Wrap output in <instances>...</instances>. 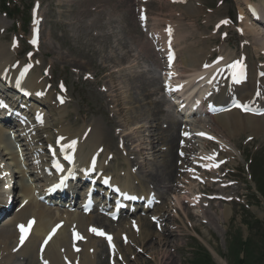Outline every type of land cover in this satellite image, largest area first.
<instances>
[{"label":"rangeland","instance_id":"obj_1","mask_svg":"<svg viewBox=\"0 0 264 264\" xmlns=\"http://www.w3.org/2000/svg\"><path fill=\"white\" fill-rule=\"evenodd\" d=\"M14 1V4H10L12 18L0 12V45H4L10 50L8 58L18 61L25 60L24 63L31 60L35 64L34 72H38V81L40 83L45 81V93L48 91L53 93L51 100L45 96V93L38 94L39 98L44 100L43 103L30 101L28 103L30 112L26 113L29 120L33 122V111L40 104L46 114L47 123L41 124L40 128L32 132L34 136L32 143L36 145L35 148H38L37 145H46L43 147L44 149L34 151V155L38 156L39 160L45 158L40 164L49 165L47 161L48 149L46 148L49 141L56 142L57 130L62 126V128L65 126L77 129L84 125L93 126L95 122H100V126L107 133V140L110 141L108 142L109 147L98 148L99 153H104L106 150L105 155L111 151L103 162L109 172L108 179H118L121 183L128 182L130 190L142 191L145 188L149 191L151 189V196L155 192L162 193L151 210L142 211L138 208L130 215V217L139 215L147 217L146 221L152 226L150 236L146 238H149V243L145 241L146 239L143 241L142 238L141 242L134 241V246L127 252L123 251V256L120 257L124 263H120L117 259V264H197L196 260L200 257L197 248L206 249L215 264H264V199L258 193L253 177L254 174H257L260 179H264V132L255 134L251 130L239 131L234 124L235 127L231 128L234 133L230 134L229 125L226 126V129L217 126L216 121L211 120L213 115L202 107H197L195 110L184 107L179 111L177 103L180 98L177 93L164 96L162 85L163 72L166 71L163 50L167 38L174 40L177 49V63L173 62L174 64L172 63L170 66L177 64L175 66L178 70L186 69L185 66L180 65L182 55L191 49H199L203 45L206 47L203 52L206 51L209 56L207 57L208 61L216 56L229 57L226 64L232 58V60L235 57L236 59L240 58L242 48L248 50L244 59L248 58L249 66H251L248 67L251 71L249 81H254L253 77L256 76L254 65L264 68V55H261L264 48L260 50L261 47H258L260 43L256 45V38L245 33L255 41L252 42L253 48L247 47L245 44L250 38L247 39L238 29L240 28V17L236 13L239 15L242 11L243 20L253 23L245 12V0H185L183 3L166 0ZM251 1H256L254 4H258L264 11L262 6L264 0ZM185 3L194 7L197 13L190 11L188 13ZM34 5L38 6L35 19L32 18ZM15 7L19 10H15ZM229 16L228 25H239L236 26V31L232 27L228 28L227 25L229 38L224 37V39L219 36V33L216 35L215 27L220 19ZM36 20H38L41 29V41L34 48L30 46L28 39L32 25ZM167 24L173 27L170 28ZM226 29L225 31H227ZM260 30L264 33V29ZM171 32L173 35L169 37ZM177 35L178 39H176ZM263 39L262 41H264ZM202 58L200 60L204 61L205 57ZM194 70L196 69L194 68ZM202 70L200 69V71ZM188 74H192L191 80L199 79V76L193 78L196 72ZM200 78L199 81L208 80L206 74H201ZM215 78L217 77L215 76ZM211 81L216 83V81ZM143 83L146 85L144 86ZM204 88L205 85L199 88L198 92H202ZM208 90L204 94V103L205 101L213 102L212 94ZM250 90H247L248 92L243 96L240 94L234 96V99L250 98L252 93ZM141 92L144 96L141 95ZM9 93L14 95L11 90ZM58 94L66 98V103L59 107L55 104V95ZM134 99L139 100V103ZM151 102L154 105L158 103L162 107L161 117L164 118L160 122H154L151 116V109L154 106L150 105ZM67 112L72 113L74 119L68 120L63 117ZM166 112L169 115H175V120L181 122L174 125L179 132V140L176 143L178 146L175 149L179 158L174 153L175 147L173 153L176 173L178 167V182L182 188L170 191L162 188L158 191L152 190L149 184L143 187L142 183L141 187L140 181L144 179L142 172L149 171L154 168L157 162L162 161L163 142L159 140L163 139L164 132L159 128H166L168 124ZM145 114H150L152 120ZM149 120L154 123H150ZM175 120H173V124ZM57 122L59 124H56ZM88 127L83 131L77 129V134L83 135L82 132ZM4 129L6 130L5 136L8 137L7 130L9 128L5 127ZM184 129L191 132L189 138H183L181 131ZM150 139L155 140L153 145L157 146V149L150 151ZM79 140L83 143L82 136ZM10 142L12 143V141ZM2 146L4 145L1 144ZM12 146V151H15L16 145ZM17 146L22 149L20 143ZM182 146L184 149L185 147L188 149L186 151L188 155L183 158L179 155V152H183ZM168 150L169 146L166 145L164 154ZM157 153L160 155L157 156ZM10 157L9 155L3 157L4 161L10 169H15L14 161L6 159ZM178 159H180L181 167L178 166ZM207 159H211L209 165H207ZM129 162L132 164L129 165ZM204 165L207 166L205 170L201 168ZM33 166L34 164L21 166L22 169H25V177L21 173V178H14L15 182L20 183V180H23L27 184H35L28 172ZM130 169L133 174L129 176ZM149 173L152 174V171ZM187 176H192L189 183H182L181 179ZM176 177H171V179ZM41 180H43L41 183H44L46 179L42 178ZM103 181L105 182V178ZM8 184L7 180L6 185ZM225 184L229 185L228 189H221ZM84 187V185H80L77 191L79 192ZM217 189L223 191L221 194L227 200L210 199L217 194ZM14 193L17 194L18 190ZM174 193L180 196V200H175ZM20 195L19 199L9 200L3 213L0 214V221L9 214L13 206L21 202L25 194L20 190ZM79 199L80 197H76L77 202ZM194 199H197L198 202ZM112 201L110 199L104 208L106 212L111 208ZM66 202L68 201L65 200L64 204ZM99 203L104 204L103 198L99 200ZM225 209H228L230 214L220 216L219 212ZM204 212L210 215L209 220L204 216ZM164 213L167 214L165 218L169 216L168 220L162 218ZM92 215L94 218L97 216L96 223L106 220L105 217H99L102 216L99 207L93 210ZM125 215L126 213L122 215V221L120 219V222H116V224L107 219L110 224L109 230L113 228L114 232L119 230L121 233L129 232V224H125L128 221L123 220ZM152 215L160 216V224L167 225L177 235L175 242L179 246L178 249L170 248L169 252L163 249L165 245L159 247L158 240L161 239L159 233L162 232L159 231L158 226L155 227L154 223H151ZM136 217H132V219L136 220ZM29 223L30 220L25 218L20 221L19 225L26 229L29 227ZM73 227L84 233L87 241L91 237L93 238V235L88 231L89 227L87 229L89 235H87V232L75 224L69 228V235ZM131 227L133 229L137 227L136 221H132ZM11 228L13 229V227ZM153 233L155 236H152ZM108 234L113 238V248L118 250L116 256H120L121 238H118L120 242L118 247L114 233L108 232ZM69 240L71 254L66 253L67 243H63L64 247L60 248L63 258L75 256L77 262L72 264H81L84 258L82 250L84 243L78 244L81 249L76 252L73 250L74 245L70 238ZM101 242L102 244L98 243L97 250L98 254L100 252L101 258H98L96 264H116V262L110 263L109 247H106L104 240ZM145 243L148 244L147 249L143 247ZM14 245L11 244L13 247ZM29 255L24 258H28ZM39 255V252L35 253L36 261H39ZM165 255L168 256H166L168 259L164 257ZM22 257L20 256L19 259ZM15 258L19 260L17 256ZM41 258L43 262L49 264L45 257ZM15 264L20 263L16 261ZM37 264L42 263L38 262Z\"/></svg>","mask_w":264,"mask_h":264},{"label":"bare ground","instance_id":"obj_2","mask_svg":"<svg viewBox=\"0 0 264 264\" xmlns=\"http://www.w3.org/2000/svg\"><path fill=\"white\" fill-rule=\"evenodd\" d=\"M250 1L245 0L246 7L248 5H250V3L252 4V2L253 3L256 2V1H251V2ZM237 2H239V1H237ZM185 4H187V3H185ZM262 6L264 7V5H262ZM253 7H254V9H256V8L259 9V12H258L259 14L264 13V11L261 10V8L259 7L258 4L255 3V6H253ZM186 10L188 11V13H190V12L195 13V14L197 13L196 9L194 7H192L191 5H188V4L186 5ZM244 15L247 17V15L245 13H244ZM250 21L253 22L254 24L253 23L251 24L250 22L249 23L246 22L245 20H243V17H240V19H239L240 26L242 24L244 25L243 26L244 28L241 26V28L243 30V32H242L243 36H245L247 39L250 38L249 41L245 45L249 48H253L252 42H255V41L252 40L249 35H246V34H250L253 38H256V45L258 43H260V44H258V45H260L258 47H261V48H259L261 50L262 48H264V41H262L264 33L260 29L261 28L264 29V24L259 22V21H253V20H250ZM227 25H228V23H222L221 30H225L227 28ZM208 29H209V27L207 25V30ZM168 36L171 37V35H168ZM210 37H213V36H210ZM221 38H224V37H221ZM225 38L227 39L229 37L226 36ZM246 38H245V40H246ZM176 39H178V35L176 36ZM181 39H182V37H181ZM171 42H172V38L171 39L169 38V40L167 41V45L170 44ZM205 49H206V47L203 45L199 49H195V50L191 49L189 52H186L182 55V61H181L180 65L185 66L186 67L185 70L176 69L177 67L175 66L176 65L175 64L174 66H170L169 71L163 72L164 73V79L166 80L167 83H169L170 87H173L175 85H178L180 87V90L177 92V95L179 97H181L180 102L181 101L187 102V106L189 109H193V108L198 106V103L201 100H203L204 94L206 93V91L208 90V88L210 86L207 83V81L204 84L203 81L199 82L198 81L199 79L198 80H196V79L191 80L192 74H188L190 72H196V75H193V78H195L196 76L205 73V71H201V73L197 72L198 70L200 71V69H202L203 65L206 63L208 53L206 54V51L203 52ZM239 50H240V48H239ZM8 52H10V50L7 49V47H5L4 45H0V72H2L7 67H9L7 73H8V76L9 75L12 77L14 76L13 83L11 84L10 82L7 81V79H5L4 82L6 85H10V86L12 85L16 89L17 86L15 85L14 81L17 78L18 72L14 71L12 68V65L14 64V62L16 60L14 58L13 59L8 58L7 57ZM247 52H248V50H244L242 48L241 58H242L243 64H242L241 71L243 73H246L245 78L242 81H239V82L236 81L235 77H232V74L238 68L234 69V68L230 67L235 62L228 63L227 66L225 67V74L227 75V77L221 80V83H220L219 89H218V93L213 94L211 96V99H213V102L215 104L216 103L221 104V102H226V103L230 104L231 103L230 99L232 97H234V95L240 94L241 96H243L246 94V92H248L247 90L251 89L250 91H252V93L250 95V100L247 102V101H245V99H243L242 102L243 103H250L251 101H254L256 103V105L264 106V76L261 75L262 71H264V70H262V68H260V66L255 64L254 66L256 68H254V69H255L256 76L253 77L254 81L250 82L248 80V78H250L249 75H250L251 71L249 72L248 70H246L247 64H245L246 60L244 59V56L247 55ZM261 55H264L263 51H261ZM203 56L205 57L204 61H201L200 58L203 59L202 58ZM228 58L229 57H225L223 59L224 61H222L217 66H215V68L213 70H215L216 68H219L220 66L221 67L225 66ZM235 59H236V57H235ZM174 62H177V60L175 59ZM253 63H254V61H253ZM251 65H253V64L251 63ZM20 68H19V70H20ZM194 68L196 70H194ZM179 72L182 74L179 75L180 74ZM236 73H239V71H236ZM38 77H39L38 72H30V73H28L25 81L20 85V87L24 86L25 88L26 87L29 88V90H27L26 95L24 94L25 97L32 95L28 91L36 92V91H40L43 89V87L45 85V83H44L45 81H42L40 83V81H38ZM143 85L145 86L146 84L143 83ZM203 85H206L207 87L204 88L202 92H198L199 88H201ZM143 90H145V89H143ZM25 91H26V89H25ZM17 92L20 93V90L19 91L17 90ZM167 92H169V90ZM196 92H198V93H196ZM146 93H147V91H146ZM52 94L53 93L51 91H48V93L45 94V96L51 100ZM142 94H143V92H141V95ZM143 96H144V94H143ZM164 96H165V94H164ZM148 97H149V95H148ZM148 97H146V98H148ZM32 99L36 100V97L34 95H32ZM37 99H39V98H37ZM0 100L5 103L4 107H0V110H1L0 113H2L0 115L1 116H8V114H10V117L7 119H4V121L6 122V124H8L9 122L15 123V121L17 119L14 115H12V113L15 109L14 106L6 101V97L2 92L0 93ZM118 100H116V101L118 102ZM135 101L139 103V100H135ZM56 104L59 106L58 102H56ZM140 104H139V106H140ZM166 104H168V103L166 102ZM150 105H154V103L151 102ZM204 105L205 106H203V108L205 107L206 109H209V110L212 109V106L209 105L208 103L206 104V101H205ZM7 106H9L10 108H7ZM179 106H180V104H179ZM199 107H202V105H200ZM140 108H141V106H140ZM42 111L44 112V110H42ZM35 112H37L35 117H37L38 114H41L40 110L38 111V109ZM162 112H163L162 107H160V105L158 103H156L152 107L151 116L153 117L154 122L155 121L160 122V120L162 118H164V117H161ZM60 113H61V115L63 114L62 111ZM166 114L168 116L166 118V122L168 123L166 128H162L160 125L156 124V126L158 125V127H161V128H159L160 131L164 132L163 139L159 140V141L163 142L162 152H161L162 153V155H161L162 161L157 162L155 164L154 168L149 170V171H152V174L151 173L148 174L149 171L142 172L144 179H142L140 181L141 187H142V183H143V187L144 186L146 187V184H149V186H150V188H152V190L156 189L158 191L161 190L162 188H166L167 191L168 190L170 191V190L175 189V188H176V190L179 188L180 189L182 188L178 182V180H179L178 167H177V173H176V169H175V155H176L175 149L178 146V144L176 145V143H178V140H179V136H178L179 132L174 127V125L181 123V122L175 120V118H176L175 115H172V114L169 115L167 112H166ZM145 115H147L152 120L150 114H145ZM63 117L67 118L68 120L74 119L72 113H70V112H67ZM211 117H212L211 120L216 121V123H217L216 125L217 126L219 125L222 129H226V126L229 125L230 134L234 133V131H232L231 128L235 127V125H236L235 128H237L239 131L251 130V131H254L255 134L264 132V115L258 117V116H254V115H250V114H244L239 109H233V110L222 112V113L217 112V114H215ZM43 119H44L43 120L44 123H42V125H45L46 124V116L44 117V115H43ZM151 120H149V122ZM173 120H175L174 124L172 123ZM35 121L38 122L37 119H35ZM154 122H150V123L153 124ZM56 124H59V122H57ZM100 124H101L100 122H95L93 124V126L92 125H84V126H81L78 128L76 127L77 129H80L81 131H83L86 127L89 126L84 132H82L83 135L77 134V129L71 128V127L69 128V127L64 126V128H62L63 127L62 126L59 130H57V138H61L62 143H64V144L71 143L72 144V142L75 141V146L70 147L68 149V151L72 152L74 155L75 165L70 167L67 170V174L69 175L68 177L65 176V173H66L65 168H63V171L58 173V174L55 173L54 170L51 169L55 174V180L54 181H50V180L48 181V178L46 177L47 171L44 174L43 168L47 167V166L37 165V162H35V164H34V159L36 158V156H33L35 149H42L43 147H45L44 145H42V146H40L42 148H35L32 146L33 144H31L32 140H33L32 130H36V128L40 127L41 124L33 123L32 124L34 127L33 129L26 130L27 127L25 126L24 128L20 129V132L14 134V137L18 138L19 141L23 142V144H21L22 149H24L25 145H28L24 149L25 151H22V150L12 151L13 146L10 143L9 138L5 136L6 130L4 129V127H2L0 125V191H1V189H4L3 184H4V182H6V174L7 173H12L11 176H15L16 178H21L20 175L22 173V175L25 177L26 172L24 169H22L21 164H24V165L34 164L33 169H29L28 172L32 176V179L35 181V185H34V184H26L23 180L22 181L20 180V183L17 182V185L13 186V190H15L16 188L17 189L19 188L18 193L15 195L13 200L20 198V196H21L20 190L22 192H24L25 195L23 197V200H21V202L15 206L14 212L2 220L3 222H2L1 227H0V264H15L16 261H17V263H20V264L21 263L22 264H37L39 261H36L37 255L35 257V253L39 252V250H38L39 245H40L41 241L44 240L45 238H46L45 240L47 241L46 246L40 255H41V257H45L47 259V261L49 262V264H67V261L70 259L73 261V263L77 262V259L75 256L63 258V254L60 250V248L64 247L63 243H65V244L67 243L66 244L67 245L66 253L68 255L71 254L69 238L72 241L73 232L74 231L80 232L79 230L75 229V227H73L72 232L69 235V228L73 224L77 225L79 228L81 227V229L85 232H87L88 227H91L93 225H95V226L99 225V226L108 228V232L114 233L115 242L118 245V247H119V243H120L118 238L120 237L122 240V248L119 247V249L121 251L120 253H122L121 256H123V251L127 252L131 249V247L134 246V241H136V242L140 241L141 242V238L144 241L148 236H150V230H151L152 226L149 222L146 221L147 217H145V216H142V217H140V215L138 217L132 216L134 218L136 217V219H137L136 220L137 227L133 229L131 227V224L133 221V219H130V218H132V217H130L131 214L125 212L126 215L123 218V220L128 221L127 223L125 222V224L126 225L129 224V226H128L129 232H124L126 234L121 233L120 230L114 232L113 228L109 230L110 224L107 221V217H105L106 220H104L103 222L96 223V220H95L96 217L94 218L91 213L89 215H86L85 213H83L82 207L84 205L85 196L78 203L76 211L71 212L69 210V208L67 209L64 206L63 207L60 206L61 196L55 197V196H52L51 192L47 193L48 192V190H47L48 186H49L50 191L53 190L54 183L56 181L59 182L64 177H65L64 183L66 185H70L71 177L74 176L75 173H79L81 167L85 168V172H86L88 169L91 168V165L88 164L89 160H91V158L94 159V158L100 157V155L96 153V150L98 149V147H101V146H103L105 148H106V146L109 147L108 142H110V141L107 140V135H106L107 133H105L103 127L100 126ZM169 126H170V128H169ZM25 130L27 132L30 131V133L23 136L24 133H27ZM70 130H73V131H70ZM17 131H18V129H17ZM124 131H126V130H124ZM185 131H187V129L182 130L181 131L182 134ZM64 136H66V138H64ZM81 136L83 137V143L80 142V140H79V138ZM109 136L113 140V137L110 134H109ZM153 136H155V135H153ZM153 139L149 140L150 151H151V149L152 150H154L155 148L157 149V146L153 145V143L155 141ZM164 140H165V145H164ZM1 144L4 146L1 147ZM102 144H104V145H102ZM166 145L169 146V150L164 154ZM173 148H174L175 155L173 153ZM181 149L186 154V151L188 149H186V147L184 149L183 146ZM105 152H106V150L103 153L104 158L102 160V164H104L103 163L104 159H107L108 154L111 153V151H108L107 155H105ZM7 155H9L11 157L6 158V159H10V161H14L15 169H9V167L7 168L5 166V161H3L4 160L3 157H5ZM152 155H153V153H152ZM158 155H160V153H157V156ZM30 157H32V158H30ZM113 157H114V155H113ZM177 158H179V157L177 156ZM30 159L32 160L31 161L32 163H30V161H29ZM53 159L54 158L50 159L51 164H53ZM114 159H115V157H114ZM178 160H179L178 166L181 167L180 159H178ZM91 161H93V160H91ZM131 164L132 163L129 162V165H131ZM215 164H216V162H215ZM207 165H209V164H207ZM35 169H38V171H36ZM153 170H155V171H153ZM132 174H133V172L130 169L128 175L130 176ZM175 176H177L175 179H171V177L174 178ZM44 177H46V180H45V181H47L46 184H44L45 181H44V183H41V182H43V180H41V179ZM191 178H192V176L184 177L183 179H181V182L182 183H189ZM11 179L12 178H10V181H11ZM112 181L114 183L118 184L119 186H121V193L120 194L122 195V198L124 200H128V202H132V205H134L133 201H131V199H133V198H140L143 201L144 200L143 197H145V199H148V197H149L148 193L151 189L149 191L147 189L145 190V188L142 191H138L136 189L130 190L128 182L127 183L122 182L123 183L122 184L118 179H113ZM38 182H40V183H38ZM36 183H38V185ZM8 188H9V186H8ZM226 188L227 187L225 186L221 189H226ZM221 189H217L218 194L215 195L214 197H212V199L224 200V197L221 194L223 191ZM87 192H88L87 189H84L82 191V195H86ZM107 192H105V193H107ZM6 193H8V192H6ZM111 193H112V191H111ZM65 194L67 197H69V200H73V198H74L73 197V191L70 193H65ZM144 194H146L147 196ZM41 195H46V197L49 200L46 201V197H45L44 201L38 200V197H40ZM156 195H158V198H160V195H162V193L157 192ZM6 197H7V195L3 196V198H6ZM174 198H175V200H177V199L180 200V196H178V194H176V193H174ZM114 204H115V202H114ZM152 204H153V202H152ZM146 205H147V207L151 206L149 204H145V206ZM0 206H1V203H0ZM113 206H112V208H113ZM134 206H135V208H137V207H139V204L134 205ZM147 209H149V208H147ZM228 213H229L228 209L221 210L219 212L220 216H226V215H228ZM165 215H167V214L164 213V216L162 215V218L168 220L169 216H166V218H165ZM204 216L209 220L210 215H208L204 212ZM25 218H28V220H30L29 227L32 228L30 233L28 232L29 227L26 229L24 228L25 230L23 232L21 231V227H20L19 223L22 219H25ZM86 221L88 222L87 224H86ZM151 223H152V221H151ZM153 225L155 227L158 226L157 228H159L160 229L159 231L162 232V233H159V235H161V239L158 240L159 247H163V245H165L163 247V249H165L167 251H169L168 249H170V248H172V249L173 248L174 249L179 248V246L175 242L177 235L174 234L171 231V229L168 228L167 225H165V224L162 225L159 223L153 224ZM164 225H165V228H164ZM11 227H13V229ZM58 228H60V229L57 232ZM115 228H116V226H115ZM96 230H98V229H96ZM88 231H89V229H88ZM56 232H57V234L54 236V234ZM80 233H82V232H80ZM89 233L87 232V235H89ZM95 233L96 232H94V234ZM84 236H85V234H84ZM108 236H110V235L107 234L105 237V240L107 239ZM152 236H155L154 233L152 234ZM22 237H23V242L21 243ZM47 239H49V240H47ZM103 240L104 239H101V238L97 239V238L91 237L88 241L86 238V241H87V242L85 241L86 243L80 242V243H84V244H82V246H83L82 250H83L84 258L81 261V264H93V263L96 264L97 263L98 258H101L100 252L98 251L99 254L97 253L98 243L102 244L101 241H103ZM145 241H147L149 243V238L146 239ZM11 244H15L14 247L11 246ZM143 247H144V249H147L148 244L145 243ZM13 248L16 250L13 251L14 250ZM80 249H81V247H80ZM109 250L111 251V248H109ZM112 250L114 252H118V250L115 248H113ZM148 250H150V249H148ZM31 253H33V254H31ZM29 254H31V255H29ZM27 255H29V257L24 258ZM16 256L18 259L20 256H23V257L20 258L19 260H16V258H15ZM166 256L167 255H165L164 257L166 258ZM117 259L120 263H124L122 259H120L118 257H117ZM166 259H168V258H166ZM40 261L43 264L42 258L40 259Z\"/></svg>","mask_w":264,"mask_h":264},{"label":"trees","instance_id":"obj_3","mask_svg":"<svg viewBox=\"0 0 264 264\" xmlns=\"http://www.w3.org/2000/svg\"><path fill=\"white\" fill-rule=\"evenodd\" d=\"M4 11L10 16L11 13L9 11V7L6 5L5 1L1 4ZM255 182L257 185V191L264 197V179H258L255 177ZM198 264H214L210 254L207 251H203L202 255L197 259Z\"/></svg>","mask_w":264,"mask_h":264},{"label":"snow or ice","instance_id":"obj_4","mask_svg":"<svg viewBox=\"0 0 264 264\" xmlns=\"http://www.w3.org/2000/svg\"><path fill=\"white\" fill-rule=\"evenodd\" d=\"M222 23H227V21H222ZM33 43H35V41H33ZM230 67L236 69V68H242V66L240 65V62L237 61L236 63H234L233 65H231ZM233 75H235V72L233 73ZM75 146V141L72 142L71 145H69V147H74ZM57 167H59V165H57ZM25 229L23 226H21V231L23 232ZM92 231L97 232L98 230L96 229H92ZM99 234L103 235L102 232H100ZM109 241H111V237H108ZM23 242V237L21 238V243ZM47 241H45L46 243ZM45 264H47V262H45Z\"/></svg>","mask_w":264,"mask_h":264}]
</instances>
